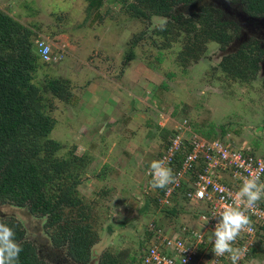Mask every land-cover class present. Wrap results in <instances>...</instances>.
<instances>
[{
    "label": "rangeland",
    "instance_id": "rangeland-1",
    "mask_svg": "<svg viewBox=\"0 0 264 264\" xmlns=\"http://www.w3.org/2000/svg\"><path fill=\"white\" fill-rule=\"evenodd\" d=\"M89 1L0 0V9L33 31L34 46L37 41L50 45L57 60L40 61L35 81L44 96L47 90L49 106L53 103V109L49 107L47 112L57 124L50 138L64 146L61 157L75 152L88 161L83 177L86 182L79 191L95 208L100 232L90 264H98L108 250L139 256L145 228L158 219L170 231L173 227L179 231L189 228L210 237L197 204L189 203L187 211L174 219L156 207L149 166L184 122L202 136L214 128V137L264 157V57L256 78L247 82L227 77L221 69L225 57L253 41L261 45V40L247 35V40L240 43L242 34L250 33L241 29L230 46L207 43L194 52V57L187 58L190 43L184 27L167 39L158 32L171 23L168 18L154 16L143 21L131 16L121 0H102L97 9L91 8ZM211 2L203 0L195 7L180 9L179 14L187 19ZM222 16L241 25L236 17L224 12ZM138 38L139 43L132 47ZM132 50L134 60L129 62ZM51 80L62 81L74 95V104L52 95L47 89ZM90 84L102 87L110 98L111 94L116 96L118 106L109 113L102 110L107 106L95 101L98 110L108 116L101 117L95 108L93 114L84 111L87 104L93 105L87 95ZM89 118L92 122H84ZM0 216H13L22 223L26 239L35 243L51 264L60 260V264H71L54 253L40 216H30L26 209L11 205H0ZM260 242L257 257L243 264H264V237Z\"/></svg>",
    "mask_w": 264,
    "mask_h": 264
},
{
    "label": "trees",
    "instance_id": "trees-1",
    "mask_svg": "<svg viewBox=\"0 0 264 264\" xmlns=\"http://www.w3.org/2000/svg\"><path fill=\"white\" fill-rule=\"evenodd\" d=\"M121 1L131 16L143 21L151 20L154 16L168 18L171 23L158 32L167 39L184 27L190 43L186 48L187 58L194 57V52L203 49L207 43H217L226 48L241 31L239 25L222 18L223 10L216 5L213 7L205 3L187 19L179 14L180 9L195 7L203 0ZM224 1L240 7L248 16L264 19V0ZM102 4V0L89 1L91 8H100ZM33 37L34 33L29 27L0 9V205L24 208L30 216H40L41 221L45 220V229L56 255H62L71 264H90L93 247L100 242V232L95 208L85 202V197L79 191V186L86 182L83 177L88 161L76 156L75 152L61 157L64 146L50 138L57 122L47 112L49 107L53 109V103L49 106L46 98L47 90L44 96L35 81L42 60L36 44L34 46ZM140 39L132 42V47ZM263 57L261 45L253 41L225 57L221 69L227 77L247 82L258 75ZM133 60L132 50L127 61ZM47 89L55 98L74 104V95L62 81H49ZM213 131L214 128H211L208 134L201 133L206 139L222 141L212 135ZM245 152L252 157L258 156L251 150ZM99 177L102 179L103 176ZM160 193L162 190L156 188L153 202L173 219L187 211V205L191 203L178 192L177 199H172L170 205L162 207L158 197ZM199 208L201 211L206 209L204 205ZM0 223L9 225L15 232V240L22 249L18 264H51L42 256L36 244L26 239V229L16 218L0 216ZM190 231L189 228L179 231L174 227L170 231L158 219L145 228L139 256L136 253L108 250L102 254L98 264H143L147 250L157 242L159 232L172 233L189 240ZM263 237L264 228H259L258 243L248 260L255 259L259 254L262 244L260 239ZM59 262L62 263L61 260ZM224 264H232V261L226 260Z\"/></svg>",
    "mask_w": 264,
    "mask_h": 264
},
{
    "label": "built area",
    "instance_id": "built-area-1",
    "mask_svg": "<svg viewBox=\"0 0 264 264\" xmlns=\"http://www.w3.org/2000/svg\"><path fill=\"white\" fill-rule=\"evenodd\" d=\"M36 50L43 62L57 61L52 47L46 42L37 41ZM247 150L250 149L245 146L234 147L220 140L206 139L194 132L188 122L173 132L159 160L172 169L175 181L161 189L162 194L158 195L160 205H170L172 199L178 198V192L191 203L199 207L204 205L206 209L198 213L211 236L192 230L189 240H184L172 233L159 232L157 242L148 248L143 264H224L231 260L227 253L216 256L213 252L212 230L219 219L217 214L225 204L244 208L237 193L245 178L259 177L264 183V157L247 155ZM245 214L250 224L233 242V247L240 252L238 264L248 260L257 245L259 228H264V195L246 209Z\"/></svg>",
    "mask_w": 264,
    "mask_h": 264
},
{
    "label": "clouds",
    "instance_id": "clouds-1",
    "mask_svg": "<svg viewBox=\"0 0 264 264\" xmlns=\"http://www.w3.org/2000/svg\"><path fill=\"white\" fill-rule=\"evenodd\" d=\"M153 188L163 189L175 181L172 169L163 160H154L149 166ZM264 195V183L259 177L245 178L237 198L244 208L225 204L217 214L219 219L212 230L213 252L216 256L229 254L232 264H238L240 252L233 247V242L240 231L250 224L245 214ZM21 247L15 240L14 230L5 223H0V264H18Z\"/></svg>",
    "mask_w": 264,
    "mask_h": 264
},
{
    "label": "flooded vegetation",
    "instance_id": "flooded-vegetation-1",
    "mask_svg": "<svg viewBox=\"0 0 264 264\" xmlns=\"http://www.w3.org/2000/svg\"><path fill=\"white\" fill-rule=\"evenodd\" d=\"M211 4H216L218 7H220L221 10H223L224 14L228 15L230 18L236 17L241 22V29L242 30H248L249 34H242V38L240 39V43L245 42L247 39V35L253 36L256 35L257 38L261 40V47L264 48V19L248 16L244 12H242L241 8L238 6L230 5L229 8L226 7L225 4L219 5L222 0H211ZM227 2V1H226ZM239 15H243L245 19L240 18ZM241 30V32H242ZM260 44V43H259ZM262 71L264 72V67L262 68Z\"/></svg>",
    "mask_w": 264,
    "mask_h": 264
},
{
    "label": "crops",
    "instance_id": "crops-1",
    "mask_svg": "<svg viewBox=\"0 0 264 264\" xmlns=\"http://www.w3.org/2000/svg\"><path fill=\"white\" fill-rule=\"evenodd\" d=\"M95 73L98 74V75H103V77H105V78H110L108 75L102 74L101 72H95ZM92 84H90L89 87H88V93L89 94H87V95H88V97H90V99H89L90 103H93V105H91V104L90 105H88V104L86 105L87 109H86V107L84 109V111L88 110L86 114H88V113L93 114L94 113V111H93L94 108L97 109V110L99 109L96 102L101 103L103 105V107L107 106L106 110L104 108L102 109L103 111H107V113L110 112L109 109L111 110L112 108H115L116 106H118V104H117L118 100H115L116 96L114 94L110 93L111 96H113V98H110L109 96L106 95V93H105L106 91L102 87L93 86L94 84L93 85ZM126 92L128 94L132 95V93H130L129 90H127ZM105 97H107V98L105 99ZM102 110H98L97 111L98 113H100L101 117L103 115H107L108 116V114L103 113ZM98 116L99 115H97V119H98ZM81 117H83V116H80V118ZM97 119H96V117L92 118L93 121H96ZM131 121H132V119L129 122H131ZM84 122H92V121L90 119V121H84Z\"/></svg>",
    "mask_w": 264,
    "mask_h": 264
},
{
    "label": "water",
    "instance_id": "water-1",
    "mask_svg": "<svg viewBox=\"0 0 264 264\" xmlns=\"http://www.w3.org/2000/svg\"><path fill=\"white\" fill-rule=\"evenodd\" d=\"M223 4H225L226 7H228V8H229V6H230V5H229L226 1H224V0H222V1L220 2L219 5H223ZM239 16H240V18L245 19V17H244L243 15H239Z\"/></svg>",
    "mask_w": 264,
    "mask_h": 264
}]
</instances>
